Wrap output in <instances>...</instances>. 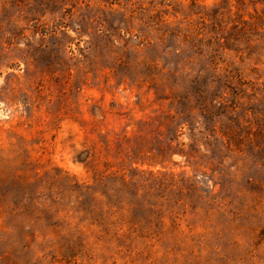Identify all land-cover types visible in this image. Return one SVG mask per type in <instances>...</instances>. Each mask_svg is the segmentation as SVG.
I'll list each match as a JSON object with an SVG mask.
<instances>
[{
  "label": "rangeland",
  "instance_id": "374dc122",
  "mask_svg": "<svg viewBox=\"0 0 264 264\" xmlns=\"http://www.w3.org/2000/svg\"><path fill=\"white\" fill-rule=\"evenodd\" d=\"M0 264H264V0H0Z\"/></svg>",
  "mask_w": 264,
  "mask_h": 264
}]
</instances>
